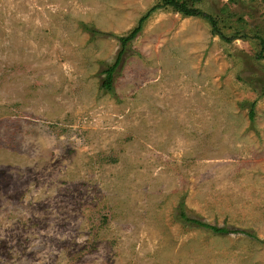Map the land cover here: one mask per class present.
<instances>
[{"label":"rangeland","instance_id":"rangeland-1","mask_svg":"<svg viewBox=\"0 0 264 264\" xmlns=\"http://www.w3.org/2000/svg\"><path fill=\"white\" fill-rule=\"evenodd\" d=\"M159 2L0 0V264H264V0Z\"/></svg>","mask_w":264,"mask_h":264},{"label":"trees","instance_id":"trees-1","mask_svg":"<svg viewBox=\"0 0 264 264\" xmlns=\"http://www.w3.org/2000/svg\"><path fill=\"white\" fill-rule=\"evenodd\" d=\"M195 1H197V0H192V2H195ZM165 6H172L176 11H179V12L183 13L184 15L202 16V17L206 18L212 24L213 31L215 33H218L220 36H222L226 40H232V39L237 37L236 35L227 36L223 32L221 27L219 26V20L216 16H214L212 13H209L207 11L200 9L199 7H195L194 5H192V3L190 4L189 0H160V2L157 3L152 9L155 10L156 8L165 7ZM150 13H151V11L148 14L141 17L139 24L128 35L120 37V40L122 42L123 47L119 51V53L115 59V62L105 70L106 76L104 79V86L106 89L111 90L113 88L114 72H115L117 66H119V64L121 62L122 55L124 53V47L126 46V44L130 40L134 39L142 31L143 22L148 18ZM92 31H94V30H92ZM262 43H264V40H262ZM259 56L264 57V55L262 53ZM183 215H184L183 217L188 218L185 216V214H183ZM194 221H196L200 224L202 223L206 226H210L215 231L220 232V233H222V232H238L235 229H228V228L220 227V226L218 227L216 225H208V224H205L201 221H197L196 219Z\"/></svg>","mask_w":264,"mask_h":264}]
</instances>
